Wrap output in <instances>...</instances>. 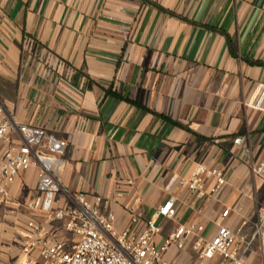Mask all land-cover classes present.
<instances>
[{"label": "crops", "instance_id": "0c3cea01", "mask_svg": "<svg viewBox=\"0 0 264 264\" xmlns=\"http://www.w3.org/2000/svg\"><path fill=\"white\" fill-rule=\"evenodd\" d=\"M0 100L66 141L62 194L102 197L120 231L141 233L173 196L158 243L189 223L206 238L217 221L253 233L264 206V0H0ZM200 166L224 173L212 196L180 184ZM38 195L31 170L0 205V264H40L22 251L27 221H43L25 207ZM195 240L172 245L166 262L194 264Z\"/></svg>", "mask_w": 264, "mask_h": 264}, {"label": "built area", "instance_id": "2783aa9c", "mask_svg": "<svg viewBox=\"0 0 264 264\" xmlns=\"http://www.w3.org/2000/svg\"><path fill=\"white\" fill-rule=\"evenodd\" d=\"M23 43L27 57L33 42L26 38ZM66 147V141L49 135L44 128L17 121L0 100V205L14 203L10 191L22 173L36 172L39 195L25 207L43 221L33 218L26 223L22 246L26 256L38 252L40 264H168L165 254L172 245L182 250L185 239L196 237L198 257L194 264H264V206L250 235L217 221L215 234L206 238L203 226L189 223L179 225L158 243L155 239L162 232L158 220L176 217L175 198L164 201L141 233L120 231L114 214L103 212L108 202L102 197L62 194ZM255 172L264 180V155ZM210 178L215 184L206 189ZM225 183L221 169L202 166L190 178L180 180L181 185L202 196L216 194ZM228 214L226 209L222 218Z\"/></svg>", "mask_w": 264, "mask_h": 264}, {"label": "trees", "instance_id": "16d2710c", "mask_svg": "<svg viewBox=\"0 0 264 264\" xmlns=\"http://www.w3.org/2000/svg\"><path fill=\"white\" fill-rule=\"evenodd\" d=\"M108 92L112 93V92H111V89H109Z\"/></svg>", "mask_w": 264, "mask_h": 264}]
</instances>
